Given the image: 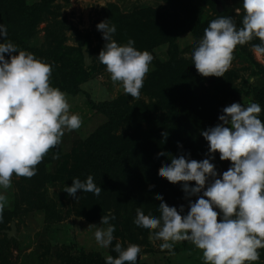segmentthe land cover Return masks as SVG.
Returning <instances> with one entry per match:
<instances>
[{"label":"rangeland","instance_id":"374dc122","mask_svg":"<svg viewBox=\"0 0 264 264\" xmlns=\"http://www.w3.org/2000/svg\"><path fill=\"white\" fill-rule=\"evenodd\" d=\"M35 9L39 20L33 28V38L28 40L27 33L23 38L21 32H29V20ZM243 14L242 0H12L10 3L0 0V23L7 26V39L53 66L52 86L65 93L75 92L74 96L67 94L68 101L71 111L82 118L81 127L65 132L62 142L50 149L36 166V175L30 179L13 175L12 186L4 193L8 205L0 221V264H75L81 253L97 255L105 263V257L117 242L124 248L139 245L141 264H203L201 250L188 241L178 242L174 254H170L160 250L161 241L153 242L150 232L145 236V230L136 226L127 229L122 217V190L117 201L93 203L91 192H78V199H74L63 189L71 186L73 178L83 181L88 175L97 177L100 160L106 159V151L110 150L102 147L96 153H88L82 147L87 138L108 123L107 118L88 106V100L95 106L102 102L114 104L113 115L121 116V123L110 128L115 134H140L139 130L147 129L146 122L165 120L166 108L181 115L190 116L194 112L191 121L197 131H205L221 123L218 117L224 107L258 102L262 107L259 118L264 122V91L255 89V86L264 88L258 75L264 73V55L252 48L260 42L258 39L236 47L232 65L224 77L202 76L191 59L211 20L232 17L240 27ZM108 19L116 26L114 39L119 44H126L131 38L137 49L148 50L154 56L138 99L113 83L106 66L95 59L106 42L96 26ZM5 58H9L7 53ZM168 85L189 88L191 96L182 92L170 94ZM144 103L151 106L149 116L138 112ZM126 108L135 114L124 121ZM201 133H197L196 139L204 140L201 145L208 149ZM168 140L166 143L171 147ZM193 142L198 147L197 141ZM214 155L217 157L219 153ZM227 163L229 168L231 163ZM87 166L88 172L83 168ZM167 183L172 184L168 180ZM181 194L177 197L185 202L186 213L189 199L197 197L186 198L182 191ZM165 203L180 208L171 198ZM22 210L28 212L21 214ZM97 211L114 214L111 223L118 224L108 248L97 245L95 227L90 226L100 224L99 217L89 220L90 212L98 214ZM12 223L15 233L9 236ZM259 252L260 259L254 264H264V249Z\"/></svg>","mask_w":264,"mask_h":264},{"label":"clouds","instance_id":"9594fccd","mask_svg":"<svg viewBox=\"0 0 264 264\" xmlns=\"http://www.w3.org/2000/svg\"><path fill=\"white\" fill-rule=\"evenodd\" d=\"M243 18L237 27L232 17L211 20L203 37L193 49L191 59L204 77H224L234 59L236 47L253 39L255 53L264 55V0H242ZM239 9L237 12L239 13ZM106 41L95 58L106 66L113 83L132 98H139L144 79L154 59L148 50H139L135 41L119 44L114 39L117 29L109 19L97 24ZM8 29L0 23V221L8 205L5 191L12 186L13 175L32 178L37 165L50 149L62 142L65 132L82 125L80 114L71 111L67 93L52 86L53 66L33 53L19 49L7 39ZM8 54V59L5 54ZM17 53V54H13ZM221 123L202 131L208 142V158L197 161L190 154L172 156L159 172L170 183L183 182L181 188L189 199L188 211L169 206L163 196L159 216L146 215L136 209L133 220L137 228L150 232L161 241V251L174 254L178 242L188 241L202 252L203 264H254L259 249H264V122L259 118L258 102L232 103L222 109ZM167 134H165V141ZM221 161H230L222 174L213 162L215 153ZM166 153H161V158ZM188 182H195L190 186ZM78 199L77 193L91 192L99 196L102 188L88 175L85 180L73 178L63 189ZM202 193V194H201ZM219 217V219H218ZM114 214L101 217L95 227L94 239L101 248L114 240ZM116 257L107 255L105 264H137L142 249L117 242Z\"/></svg>","mask_w":264,"mask_h":264},{"label":"trees","instance_id":"16d2710c","mask_svg":"<svg viewBox=\"0 0 264 264\" xmlns=\"http://www.w3.org/2000/svg\"><path fill=\"white\" fill-rule=\"evenodd\" d=\"M7 1L8 0H5V2ZM11 1L12 0H9V3ZM36 13L37 9H35L30 17L28 27L29 32H21L23 33V38L25 37V33L28 35V40L33 38V28L39 20L36 17ZM158 33L161 32L158 31ZM258 75L264 86V73ZM180 86L182 88H180ZM168 87L171 90L170 94L179 95V93L182 92L184 96H191V90L189 88H184L182 85H176L173 87L168 85ZM162 88L165 87L161 86L160 89ZM255 89L260 92L264 91V88H258L256 86ZM165 91L169 94V91L166 90V88L164 92ZM66 92L67 94L75 95V92L72 93V90ZM161 92L162 90L158 93ZM79 93L80 91H76V94ZM87 102L88 106L91 107L93 111L98 112V114L107 118L108 123L99 131L94 132L91 137L87 138L83 142L82 147L88 151V153H96L99 151V148L110 147V150L106 151V159L104 158V160H100L99 174L94 178V182L101 185L102 191L99 196L94 195V200H92V202H113V199L117 201L118 195H121L123 191L122 195L124 204L122 206V217L127 229H131L135 226L133 220L138 207L143 208L146 215L152 214L159 216L158 207L160 201L156 204V194L162 195L165 202H169L171 198L173 204L184 206L185 202L182 203L181 197H177L178 195H182L181 191L183 192V190L181 184L183 182L169 184L167 183L166 178H160L159 172L165 164L171 162L172 156L179 157L180 155L188 156L190 154V158L197 161L208 158V149L206 146L204 147L201 145L204 143V140L196 139L198 138L197 133L203 130L197 131V127L194 125V122L191 121L194 112L190 114V116L187 114L181 115L166 108L167 118L163 121L159 119L160 122H150L149 124L146 122L147 129L145 131L142 129L139 130L140 134H136L135 132H132L131 134H127V132H123V134H115L111 133L110 128L114 129L121 123V116H117V113L113 115L112 110L114 104L102 102L100 106H95L91 100H88ZM140 107L141 109L138 108V112L143 113V116H149L148 112H150V104L144 103ZM127 108L125 116H123L124 121L128 120V117L135 114ZM129 124L131 125V123ZM165 134H167V140L170 139L172 149L169 142L166 143L165 141ZM193 140L197 141L198 147H195ZM172 150L175 151L173 152ZM161 153H166L168 155L161 158ZM211 162L215 164L219 174H222L228 169V161H221L219 156H215V160ZM83 168L88 172V166L87 168ZM188 183L190 186H195V182ZM177 190L178 195L176 194ZM192 201L195 202V199H192ZM27 210H22L20 213L28 212ZM97 213L98 214L90 212V215L92 216L89 220L99 219L105 215L103 212L99 213L97 211ZM87 215H89V213ZM117 226L118 224L115 225L116 231H118ZM147 233L148 231L145 230V236H147ZM114 247L111 249L110 255L116 257L118 253L114 251ZM80 257L81 258H79L75 264H105L97 255L86 256L81 253ZM137 264H141L139 260L137 261Z\"/></svg>","mask_w":264,"mask_h":264},{"label":"water","instance_id":"95a60500","mask_svg":"<svg viewBox=\"0 0 264 264\" xmlns=\"http://www.w3.org/2000/svg\"><path fill=\"white\" fill-rule=\"evenodd\" d=\"M15 233V227H14V223L11 224V230L9 232V236H12Z\"/></svg>","mask_w":264,"mask_h":264}]
</instances>
